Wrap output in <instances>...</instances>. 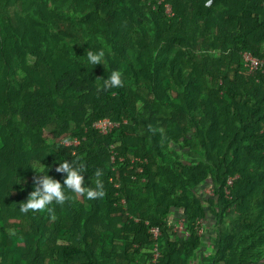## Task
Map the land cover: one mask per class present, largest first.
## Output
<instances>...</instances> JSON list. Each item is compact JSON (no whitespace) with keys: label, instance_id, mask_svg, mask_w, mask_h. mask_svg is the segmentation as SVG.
Masks as SVG:
<instances>
[{"label":"trees","instance_id":"obj_1","mask_svg":"<svg viewBox=\"0 0 264 264\" xmlns=\"http://www.w3.org/2000/svg\"><path fill=\"white\" fill-rule=\"evenodd\" d=\"M244 52L264 57V0H0V264H264V66ZM57 157L92 187L102 169L104 196L21 212L30 162L62 183Z\"/></svg>","mask_w":264,"mask_h":264},{"label":"clouds","instance_id":"obj_2","mask_svg":"<svg viewBox=\"0 0 264 264\" xmlns=\"http://www.w3.org/2000/svg\"><path fill=\"white\" fill-rule=\"evenodd\" d=\"M86 58L87 63L92 66L97 63H101L105 66L104 49H97L95 51L88 50ZM121 77L122 73L119 70H111L108 76L103 79L102 87L105 90L121 87L123 85ZM73 142L77 143V140ZM56 159L58 161L56 164V171L64 174L62 183L60 180L48 174L50 166L41 164V159L30 162L29 167L39 175L33 178V188L19 206L21 212H42L47 210L50 216L54 215L53 203L56 205H63L64 202L70 198L68 192L86 196L89 200L102 198L104 196L103 181L101 179L104 174L102 169L96 168L94 170L95 181L94 187H92L85 182L84 173L87 172L83 165L77 164L72 158L71 160L64 159L63 157H57ZM41 165L45 167H40ZM19 179L16 182H18ZM206 189H210L211 191L210 186H206L203 191L206 192Z\"/></svg>","mask_w":264,"mask_h":264},{"label":"built area","instance_id":"obj_3","mask_svg":"<svg viewBox=\"0 0 264 264\" xmlns=\"http://www.w3.org/2000/svg\"><path fill=\"white\" fill-rule=\"evenodd\" d=\"M242 57H243V61H244V66L250 72L257 70L258 68L262 69V66H264V57L263 58H257L248 52L242 53ZM113 125H114V123H112L111 121H109L106 118L101 119V120H97L94 124V126L96 128H98L99 131H102V132L108 131ZM206 192L211 193L210 189H206ZM183 223H184V219L182 217L178 218L175 222L174 230H176L177 232H180V233L182 232L183 234L187 235V231L184 229ZM202 230L203 229L201 227L198 228L199 233H201ZM151 231L155 236L158 233L157 228H152Z\"/></svg>","mask_w":264,"mask_h":264}]
</instances>
